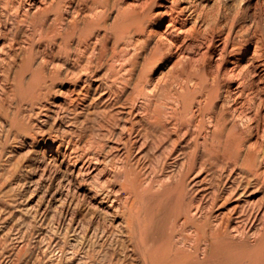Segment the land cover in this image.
Masks as SVG:
<instances>
[{"label":"rangeland","instance_id":"obj_1","mask_svg":"<svg viewBox=\"0 0 264 264\" xmlns=\"http://www.w3.org/2000/svg\"><path fill=\"white\" fill-rule=\"evenodd\" d=\"M263 131L264 0H0V264H149L140 231L183 226L176 180L208 205Z\"/></svg>","mask_w":264,"mask_h":264},{"label":"bare ground","instance_id":"obj_2","mask_svg":"<svg viewBox=\"0 0 264 264\" xmlns=\"http://www.w3.org/2000/svg\"><path fill=\"white\" fill-rule=\"evenodd\" d=\"M52 5V4H51ZM94 5V4H93ZM96 6V5H95ZM221 10V9H219ZM209 16V15H208ZM34 17V15H33ZM39 18V17H38ZM30 19V18H29ZM47 20V19H46ZM25 21V20H24ZM233 21V20H232ZM61 22V21H60ZM229 22V21H228ZM237 25V24H236ZM19 26V25H18ZM232 26V25H231ZM258 26V25H257ZM46 28V27H45ZM172 28V27H171ZM222 28V27H221ZM242 28V27H241ZM52 29V28H51ZM240 30V29H239ZM54 31V30H53ZM242 31V30H240ZM18 32V31H17ZM59 32V31H58ZM224 32V31H223ZM19 33V32H18ZM41 33V32H40ZM47 33V32H46ZM53 33V32H52ZM11 35V34H10ZM19 35V34H18ZM43 35V34H42ZM227 37V36H226ZM225 40V39H224ZM256 43V42H255ZM51 47V46H50ZM258 47V46H257ZM88 48V47H87ZM223 53V52H222ZM184 55V54H183ZM259 56V55H258ZM160 58V57H159ZM189 58V57H187ZM200 58V57H199ZM254 58V57H253ZM256 58V57H255ZM262 58V57H261ZM192 61V60H191ZM179 63V61H178ZM177 65V64H176ZM191 65V64H190ZM263 65V64H262ZM88 66V65H87ZM179 66V65H178ZM177 67V66H176ZM249 67V66H248ZM210 69V68H209ZM217 70V69H216ZM234 70V69H233ZM241 70V69H240ZM243 70V69H242ZM227 71V70H226ZM239 72V71H238ZM242 72V71H241ZM240 72V74H241ZM81 73V72H80ZM226 73V72H225ZM248 74V73H247ZM208 75V74H207ZM212 75V74H211ZM254 75V74H253ZM233 76V74H232ZM244 76V75H243ZM255 77V76H254ZM206 78V77H205ZM231 78V77H230ZM238 78V77H237ZM253 78V77H252ZM183 79V78H182ZM213 79V78H212ZM243 79V78H242ZM194 80V79H193ZM183 81V80H182ZM249 81V79H248ZM259 82V81H258ZM262 82V81H261ZM183 83V82H182ZM222 83V82H221ZM260 83V82H259ZM191 84V82H190ZM192 85V84H191ZM254 85V84H253ZM258 85V83H257ZM195 86V85H194ZM248 86V85H247ZM141 87V86H140ZM215 87V86H213ZM212 88V87H211ZM253 88V87H252ZM242 89V88H241ZM244 90V89H243ZM246 90V89H245ZM226 92V91H225ZM182 93V92H181ZM201 93V92H200ZM199 94V93H198ZM239 94V93H238ZM251 94V93H250ZM212 95V94H211ZM241 96V95H240ZM243 96V95H242ZM111 97V96H110ZM227 97V96H226ZM229 97V96H228ZM247 97V96H246ZM205 98V96H204ZM204 98H202L204 100ZM209 98V97H208ZM224 98V97H223ZM251 98V97H250ZM253 98V97H252ZM144 99V98H143ZM215 99V98H214ZM254 99V98H253ZM130 100V99H129ZM218 100V99H217ZM230 100V99H229ZM232 100V99H231ZM237 100V99H236ZM249 100V99H248ZM147 101V100H144ZM247 101V100H246ZM254 101V100H253ZM131 102V101H130ZM204 102V101H203ZM250 103V101H249ZM113 104V103H112ZM115 104V103H114ZM223 104V103H222ZM226 104V103H225ZM130 105V104H129ZM193 107V103L191 104ZM254 105V104H253ZM201 106V105H200ZM237 106V105H236ZM251 106V105H250ZM113 107V106H112ZM164 107V106H163ZM203 107V106H202ZM201 107V111L203 110V108ZM253 107V106H252ZM120 109V108H119ZM190 109V107H189ZM234 109V108H233ZM196 110V109H195ZM226 110V109H224ZM147 111V109H146ZM154 111V110H153ZM152 111V112H153ZM227 111V110H226ZM230 111V110H229ZM257 111V110H256ZM143 112V111H142ZM198 112L199 108H198ZM207 112V110H206ZM205 112V113H206ZM249 112V111H248ZM119 113V112H118ZM116 113V115L118 114ZM191 113V112H190ZM221 113V112H220ZM219 113V114H220ZM224 113V112H223ZM220 116H216L214 117L213 115V120L211 119L210 121L214 122L215 126L216 124H219L218 126H221L220 124L224 122L226 119V115H228L226 113ZM250 113V112H249ZM135 114V113H134ZM154 114V113H152ZM163 114V113H162ZM185 114V113H184ZM200 114V113H199ZM242 114V113H241ZM231 115V113L229 114ZM228 115V116H229ZM167 116V115H165ZM124 117V116H123ZM145 117V116H144ZM168 117V116H167ZM166 117V118H167ZM192 117V116H191ZM190 120H188L185 124H182L183 127H185L184 125H187L186 130L188 131V129L190 127L194 128V131L196 132L197 129H195V127H198V130L200 128L204 127V123L199 122V125H193L194 122V115ZM207 117V116H206ZM233 117V116H232ZM245 117V116H244ZM174 118V117H173ZM235 118V117H234ZM149 119V118H148ZM188 119V118H187ZM183 120V118L181 119ZM228 120V119H227ZM230 120V119H229ZM228 120V121H229ZM169 121V120H168ZM231 121V120H230ZM229 121V122H230ZM237 121V120H236ZM244 121V120H243ZM259 121V120H258ZM197 122V121H196ZM211 122V123H212ZM248 122V121H247ZM184 123V120L183 122ZM228 123V122H227ZM234 123H236L234 121ZM140 124V123H139ZM208 124V123H207ZM210 124V123H209ZM226 123H223V125H225ZM167 125V124H166ZM249 126V125H248ZM180 127V126H179ZM189 127V128H188ZM217 127V126H216ZM226 127L227 124H226ZM224 128V127H223ZM250 128V127H249ZM253 128V127H252ZM153 129V128H151ZM181 129V128H180ZM179 129V131H180ZM183 129V128H182ZM205 129V128H204ZM237 129H239V127H237ZM236 129V130H237ZM254 129V128H253ZM145 130V129H144ZM202 129H200L201 132ZM229 130V129H228ZM235 130V129H234ZM247 130V129H246ZM257 130V129H256ZM190 131V130H189ZM193 131V132H194ZM224 131V130H223ZM220 130V132H223ZM233 131V130H232ZM239 131V130H238ZM237 131V132H238ZM123 132V131H122ZM141 132V131H140ZM184 132V131H183ZM194 132V133H195ZM236 132V133H237ZM264 132V131H263ZM147 133V131H146ZM166 133V132H165ZM199 133V132H198ZM219 133V132H218ZM231 133V130L230 132ZM228 133L227 137V143H232L236 144V146H239L240 144V148H241V152H242V148L244 149L243 145L246 146L242 140V142H237V138H234V140L230 141V137L231 134ZM243 134V132H241ZM170 134V132H169ZM185 137L187 136V132L184 133ZM245 134V133H244ZM147 135V134H146ZM217 135V133H216ZM240 135V132H239ZM149 136V135H148ZM159 136V135H158ZM172 136V134H171ZM198 136V135H197ZM208 136V135H207ZM147 137V136H146ZM145 137V138H146ZM160 137V136H159ZM167 137V135L165 136ZM183 137V136H182ZM192 137V136H191ZM199 137V136H198ZM204 137V136H203ZM211 137H214L211 136ZM218 137V136H215ZM226 137H224V139L220 140V142L226 139ZM234 137V136H233ZM158 138V137H157ZM193 138L195 139V135L193 136ZM241 138V137H240ZM243 138V137H242ZM241 138V139H242ZM148 139V138H147ZM146 139V140H147ZM159 139V138H158ZM162 139V138H161ZM166 138H164L165 140ZM169 139V138H167ZM183 139V138H182ZM202 139V138H201ZM208 138H206L207 140ZM240 139V140H241ZM144 141V140H143ZM162 141V140H161ZM160 141V142H161ZM205 141V140H204ZM212 141V139L210 140ZM215 141V140H214ZM239 141V140H238ZM138 142V141H137ZM145 142V141H144ZM148 142V141H147ZM159 142V140H158ZM199 142V141H198ZM206 142V141H205ZM141 143V142H140ZM187 143V142H186ZM201 144V142H199ZM207 143V142H206ZM143 144V143H142ZM145 144V143H144ZM154 144V143H153ZM188 144V143H187ZM192 144V143H190ZM189 144V145H190ZM195 144V148H196ZM215 145V144H214ZM223 145V144H222ZM228 145V144H227ZM193 146V145H192ZM200 147V145H198ZM213 146V144L211 145ZM216 146H220L216 143ZM229 146V145H228ZM234 146V145H233ZM235 146V147H236ZM150 147V146H149ZM156 147V146H155ZM198 147V148H199ZM208 147V146H207ZM215 147V146H214ZM223 147H225L223 145ZM248 149L247 151L241 153L238 150H236L235 153L234 151L229 152L231 153V155L229 156V160H226V163L223 164L222 166V170L220 168V170H216V171H220L222 174L218 175V179L216 182V186L217 187V193H213L212 197V202L210 201V203L208 205H201V203H197L195 200H189L185 199V190L183 191L185 194L182 193L181 197L179 196V184H180V180L177 183L178 180H176V183H174L173 185H171V192L167 193L166 197L164 198L166 200V202L168 203H172V202H176V208H178V211L176 212V216L175 219L178 221L179 218V206L180 208L182 207L181 210V214L183 213L184 215V222H183V226L180 227L179 226H172L168 232V235L166 237H169L165 242L164 241V233L163 230H160V227H155V229H149V228H144V226H141L144 228V230L140 231V238L135 242L136 243V247H137V251H140L141 253L146 252L147 255L145 257V261L150 262L151 264H264V141L262 142H256L253 144H250L247 146ZM140 148V147H139ZM181 148V147H180ZM185 148V147H184ZM203 148V147H202ZM210 148V147H209ZM213 148V147H212ZM232 148V147H231ZM234 148V147H233ZM232 148V150H234ZM163 149V148H162ZM194 149V147L192 148ZM200 149V148H199ZM219 149L218 147H216L215 150ZM246 149V148H245ZM195 150V149H194ZM203 150V149H202ZM200 150V151H202ZM224 150V149H223ZM240 150V149H239ZM173 151V150H172ZM193 151V150H192ZM211 151V150H210ZM218 151V150H217ZM216 151V152H217ZM226 151V149H225ZM231 151V150H230ZM168 152V151H167ZM181 152V151H180ZM199 152V151H198ZM206 152V151H205ZM215 152V151H214ZM227 152V151H226ZM150 153V151H149ZM179 152H176V154ZM190 153V152H189ZM208 153V152H206ZM224 153V151H223ZM181 155L183 154L182 152L180 153ZM185 154V153H184ZM196 154V151H195ZM200 154V153H199ZM210 154V153H209ZM208 154V155H209ZM221 154V156L223 155L222 152L219 153ZM152 155V154H151ZM159 155V154H158ZM164 155V154H163ZM162 155V156H163ZM213 155V154H212ZM193 156V153H192ZM219 156V155H218ZM228 156V155H227ZM145 157V156H144ZM156 157V156H155ZM212 156L210 155V158ZM215 157V155H214ZM225 157V156H224ZM158 158H160L158 156ZM182 158V156H181ZM179 160H182V159ZM184 158V157H183ZM210 158H208V161L210 160ZM216 158V157H215ZM161 159V158H160ZM189 159V158H188ZM193 159V158H191ZM196 159V158H195ZM199 159V158H198ZM217 159V158H216ZM223 159V157H222ZM158 160V159H157ZM187 160V159H185ZM207 160V159H206ZM219 160V159H217ZM225 160V159H224ZM164 161V160H163ZM162 161V162H163ZM178 161V160H176ZM174 161V162H176ZM189 161V160H188ZM193 161V160H192ZM191 161V162H192ZM214 161V160H213ZM213 161H209V162H213ZM146 162V161H145ZM165 162V161H164ZM163 162V163H164ZM186 162V161H184ZM195 162V161H194ZM208 162V164H209ZM160 163L162 164V166L165 165V163ZM177 163V162H176ZM205 163V162H204ZM216 163V162H215ZM224 163V162H223ZM167 164V163H166ZM172 164V163H171ZM184 163L182 162L183 165ZM190 164V162H189ZM203 164V163H202ZM207 164V161H206ZM177 165V164H176ZM191 165V164H190ZM218 165V164H217ZM158 166V164H157ZM171 166V165H169ZM193 166V165H192ZM213 166V165H212ZM154 167V166H153ZM168 167V166H167ZM172 167V166H171ZM176 167V166H175ZM174 167V168H175ZM184 167V166H182ZM181 167V168H182ZM189 167V166H188ZM199 167V168H198ZM202 167V166H201ZM204 167V166H203ZM208 167V166H206ZM204 167V168H206ZM214 167V166H213ZM217 168V166H215ZM214 167V169H216ZM147 168V167H145ZM161 168V165H160ZM179 168V167H178ZM197 168L199 169L198 171L200 172V166H197ZM196 168V169H197ZM211 168V166H210ZM209 168V169H210ZM192 169V168H191ZM207 169V168H206ZM212 169V168H211ZM144 170V168H143ZM176 170V169H175ZM178 170V169H177ZM187 170V169H186ZM190 170V169H188ZM160 171V170H159ZM173 171V170H172ZM181 171V170H180ZM184 171V168H183ZM208 171V170H207ZM142 172V171H141ZM157 172V171H156ZM166 171H164V175ZM171 172V171H170ZM169 172V173H170ZM187 172V171H186ZM195 172V171H194ZM151 173V172H150ZM149 173V175H150ZM155 173V172H154ZM168 173V171H167ZM174 173V172H173ZM179 172H177L178 174ZM206 173V172H205ZM152 174V173H151ZM162 174V173H161ZM172 174V173H170ZM182 174V173H181ZM189 174V173H188ZM193 174V173H192ZM195 174V173H194ZM197 174V173H196ZM208 174H214V173H208ZM141 175V173H140ZM153 175V174H152ZM169 175V174H168ZM143 176V174H142ZM146 176V175H145ZM160 176V175H159ZM163 176V174H162ZM180 176V173L179 175ZM209 176V175H208ZM137 177V176H136ZM158 177V176H157ZM156 177V178H157ZM207 177V175L205 176ZM145 178V177H144ZM142 178V180L144 179ZM151 178V177H150ZM167 178V177H166ZM186 178H188L186 176ZM136 179V178H135ZM181 179V177H180ZM134 180V178H133ZM139 180V179H138ZM147 180V179H146ZM149 180V179H148ZM154 180V179H153ZM163 179L161 178V180H157L158 181H162ZM165 180V179H164ZM169 180V178H168ZM186 180V179H185ZM175 181V180H174ZM206 181V180H204ZM144 182V181H143ZM142 182V183H143ZM151 182V181H150ZM153 182V181H152ZM151 182V183H152ZM156 182V180H155ZM154 182V183H155ZM189 184V181H187ZM186 182V183H187ZM203 182V181H201ZM135 183H137L135 181ZM145 183V182H144ZM160 183V182H159ZM173 183V182H172ZM209 183V182H208ZM213 183V182H212ZM140 184V182H139ZM149 181H148V185H149ZM165 184V183H163ZM167 185H169L166 182ZM211 184V182L209 183ZM134 185V184H133ZM146 185V184H145ZM153 185V184H152ZM166 185V188H167ZM134 186H137L136 184ZM139 186V185H138ZM147 186V185H146ZM151 186V185H150ZM160 186V185H159ZM163 186V185H162ZM198 186V185H197ZM211 186V185H210ZM190 187V186H189ZM209 187V186H208ZM207 187V188H208ZM148 188V187H147ZM157 188V187H156ZM159 188V187H158ZM186 188V187H185ZM206 188V187H205ZM149 189V188H148ZM162 189V187H161ZM169 189V188H168ZM184 189V188H183ZM190 189V188H189ZM193 189V188H192ZM191 189V191H192ZM212 189V187H211ZM166 190V189H165ZM164 190V191H165ZM190 191V190H189ZM195 191V190H194ZM193 191V192H194ZM161 192V191H159ZM163 192V191H162ZM169 192V191H168ZM192 192V193H193ZM204 192V191H203ZM158 194L157 192H154V194ZM165 193V192H164ZM206 193V192H205ZM204 193V194H205ZM152 194V195H154ZM160 194V193H159ZM207 197L209 196L208 192L206 193ZM188 195V194H187ZM198 195V193H197ZM158 196V195H157ZM191 196V195H190ZM160 197V196H159ZM154 198V197H153ZM152 198V199H153ZM162 198V196H161ZM200 198V197H199ZM206 198V196H205ZM210 198V197H209ZM207 198V202L208 199ZM203 199V198H202ZM158 200V199H157ZM205 199H203L204 201ZM210 200V199H209ZM234 200L233 202V206H231L229 209L226 207L227 204ZM161 202V201H160ZM220 203V206H218V204ZM165 204V203H164ZM171 205V204H169ZM168 206V205H167ZM218 208H224L226 209L225 211H223L220 214V218L217 219V224L213 223L212 220V212L214 210L215 207ZM151 207V206H150ZM216 209V208H215ZM198 211H201L202 214V218H196L195 216L198 215ZM195 212V214L197 213V215H193ZM159 214V213H158ZM146 216V215H145ZM153 216V215H152ZM198 217V216H197ZM232 217H235L236 219V225H231V219ZM151 218V217H150ZM170 218V216H169ZM164 219V218H162ZM182 220V219H181ZM216 220V219H215ZM146 223V222H145ZM179 223V222H178ZM181 223V222H180ZM233 223V222H232ZM251 224V226H253L252 228H248L249 230L246 229L245 226H247V224ZM155 224V223H154ZM176 224V222L174 223ZM177 225V224H176ZM146 226V225H145ZM188 226H192V228L194 227L196 230V237H193V241L191 242L190 245H187L188 241L192 240V238L190 239L188 236L190 235V233L188 234L186 228ZM140 227V228H141ZM147 227V226H146ZM170 227V226H169ZM193 228V229H194ZM142 229V228H141ZM191 229V228H190ZM13 230V229H12ZM18 230V229H17ZM16 230V231H17ZM136 230V229H135ZM167 230V229H166ZM137 231V230H136ZM139 231V230H138ZM135 232V231H134ZM185 232H187V235H185ZM5 233V231H4ZM7 234V232L5 233ZM17 234V233H16ZM137 234V232L135 233V235ZM133 235V233H132ZM1 236V235H0ZM138 236V235H137ZM21 236H19L20 238ZM2 238V237H1ZM10 238V237H9ZM251 238L253 240H251ZM3 239V238H2ZM17 239V238H16ZM2 241V240H1ZM25 241V240H24ZM8 243V242H6ZM3 244V243H2ZM5 244V243H4ZM22 244V243H21ZM141 246V247H140ZM7 247V246H6ZM4 248V246L2 247ZM141 248H144V251L142 252ZM6 249V248H5ZM23 250V249H22ZM21 250V251H22ZM4 251V249L2 250ZM13 251V250H12ZM20 251V250H19ZM9 252V251H8ZM18 252V251H16ZM14 253H15V249H14ZM7 254V253H6ZM10 254V253H9ZM13 254V253H12ZM3 255V254H2ZM21 255V254H20ZM9 256V255H8ZM10 257V256H9ZM16 257V256H15ZM20 257V256H19ZM4 258V257H3ZM12 260V259H11ZM2 262V261H1ZM149 263V264H150ZM3 264V263H2Z\"/></svg>","mask_w":264,"mask_h":264}]
</instances>
